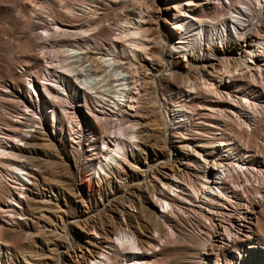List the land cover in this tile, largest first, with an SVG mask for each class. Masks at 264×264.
<instances>
[{
	"label": "bare ground",
	"instance_id": "1",
	"mask_svg": "<svg viewBox=\"0 0 264 264\" xmlns=\"http://www.w3.org/2000/svg\"><path fill=\"white\" fill-rule=\"evenodd\" d=\"M57 1L63 3V12L72 17L93 12L91 7L83 6L77 13L69 0ZM237 2L238 5H234V0H227L230 15L219 19V23L208 26L198 16L203 4L210 3L208 0H150L149 5L140 4L135 7L138 12L136 18L128 17L119 24L122 38L126 41L132 38L127 49L122 51L125 58L118 60L114 55H104L100 52H97V56H91L86 50H70L71 58L62 63L55 72L58 75L70 76L74 87L72 90L66 87L69 80L65 77L58 83H49L61 95L59 99L63 104L62 110L70 119V124L76 122L75 115L78 114L75 113H88L87 94L98 103L107 102L110 112L120 125L116 128L117 135L110 148L106 149L107 156L103 155V160L108 157L107 162L97 163L90 177L103 181L110 178L112 172L130 175L128 180L122 182L117 194L105 199V203H110L125 197L130 203H121L118 211L116 210L119 219L109 223L107 231L110 236L105 235L114 252L108 249L91 250L90 244L93 243L87 240L83 246L74 244L70 236V223L74 221H65L63 215L59 214L58 219L64 220L61 225L62 235L67 239V243L65 246L63 243L59 244L55 249L49 248L50 252L41 257L42 261H46L40 264H124L118 260L120 254L124 257L125 264H153L155 262L147 255V251L159 246L154 242L163 245L166 243V237L162 238L163 235H168L166 217L178 207L177 204L174 208L175 202H172V199L189 200L192 206L196 205V213L207 220L215 232L222 235L224 241L235 238L229 226L230 214L238 201L235 192H241L245 200L253 204L256 200L251 197L249 188H254L252 194L260 193L259 198L263 195L258 187L263 185L264 188V168L256 158L238 146L237 139L244 136L243 134L247 135L253 129L251 126L264 121V35L257 33L261 29L264 30V0H256V11H251L242 1ZM153 14L156 19L163 18V24L167 26L164 30L162 25L158 27L159 24L157 29L150 27L148 18ZM53 25L55 30L63 35L74 38V33L69 29L56 23ZM139 31L145 32L141 42L136 40ZM44 32L45 37H48V29ZM154 34L158 39L155 46L151 41ZM90 57L92 60H89ZM48 62V67H52L51 61ZM96 62L103 65L98 66ZM194 63L201 64L204 71L207 70V80L195 83L188 81L184 89L185 95L178 91L181 98L174 101L171 110L167 111L158 95L157 80L161 75L172 77L174 67L183 72L192 70L190 65L193 66ZM115 66L121 69L117 70ZM141 66L147 69L146 73L139 70ZM112 80H115V83L112 84ZM28 84L34 91L37 90L31 81ZM149 90L154 92L153 113L144 108ZM107 98L109 101H106ZM16 99L21 100L22 96L17 95ZM200 107L208 110L205 120L195 115L196 109ZM108 122H101L107 131ZM126 122L129 124L122 126ZM26 131L34 132L35 128ZM28 137L33 138L27 141ZM36 139V136L24 132H0V156L11 155L10 157L20 158L25 156L23 152L32 154L37 151L39 145ZM18 141L23 143H17ZM156 148L161 156L157 153L153 163L146 162L144 153ZM26 157L28 158L21 160L20 164L14 165V174H22L23 178L20 177L21 183L16 187V192L9 191V199L0 204V210L5 213L13 211V214L23 216L22 201L30 204L36 200L31 190L35 182L27 177H35L33 171L40 170L43 157ZM191 158H200L202 161L201 175L196 182L184 179L187 172L184 169ZM7 160L9 167L13 165L14 159ZM64 171H67V168ZM160 183L159 187L162 189L158 187ZM90 190L83 186L81 189L83 193H89ZM143 220L154 223L153 231L150 230L147 240L142 238V233H145L141 225ZM167 231L173 232L171 227L170 230L167 227ZM37 261L32 263L38 264Z\"/></svg>",
	"mask_w": 264,
	"mask_h": 264
},
{
	"label": "rangeland",
	"instance_id": "2",
	"mask_svg": "<svg viewBox=\"0 0 264 264\" xmlns=\"http://www.w3.org/2000/svg\"><path fill=\"white\" fill-rule=\"evenodd\" d=\"M135 1L69 0L70 5L75 8L77 13L83 6L91 7L93 10V12H89L90 15L72 17L63 12V3L57 0H0V94L2 93L0 95V132H24L27 135L36 136L40 140L36 139L39 145L37 151L32 154L23 152L25 156L20 158L10 157L11 155L0 156V204L9 199L8 193L16 192L21 183L20 177L23 178L22 174L19 176L14 174L16 171L14 165L27 159L26 155L33 158L43 157L40 170L33 171L35 177H27L30 181L35 182L33 186H29H31L32 194H35L36 200L30 204L22 201L24 215L18 216L13 214V211L5 213L0 210V215L2 212L4 214L0 216V264H20L21 262L22 264H33L37 260L38 264L45 262L46 260L42 261L41 257L50 252L49 248L55 249L62 243L64 246L66 245L67 239L62 235L61 225L62 221L70 219L74 221L70 223V236L74 244L78 243L83 246L87 240L93 243L90 244L91 250H114L112 246L108 245L109 241L106 238V236H110L107 231L108 226L111 221L119 219L117 211L121 203L129 205L130 201L122 197L119 201L105 203V199L117 194L122 182L128 180L130 175L112 172L109 175L110 178L103 181L97 177L92 178L90 175L93 168L97 167V163L103 161L102 164H105L107 162L108 157L103 159L104 156H107L105 155L108 151L106 149L110 148L111 142L117 135L116 128L119 121L110 112L107 102H104L105 104L98 103L87 94L88 113L87 111L84 114L75 113L78 114V116L75 115L76 122L70 124L68 121L70 119L62 110L63 104L59 99L61 95L49 81L58 83L63 77L68 78L66 87L72 90L74 87L72 78L58 75L55 72V70H59L62 63L71 58V49L86 50L91 56H97V52H100L104 55H114L118 60L125 58V53L122 51L127 49L132 38L129 39L130 36H128V41L122 38L119 24L128 17L136 18L138 12L135 11V7L137 5L144 6L150 3V0ZM158 1L164 2V0ZM208 1L210 3L203 4V8L198 13L199 18L204 20L205 22H203L208 26L212 23H219L222 18L230 15L227 0ZM237 1H242L247 7L249 6L251 11L257 9L256 0H234V5H238ZM145 14L149 15L147 11ZM155 16L153 14L148 18L150 27L157 29L159 24L158 27L162 25V30H164L167 26L163 24V18L159 20ZM262 17L264 18V10ZM54 23L69 29L74 33V38L55 30ZM46 29L49 32L48 37H45ZM144 33V31H139L136 40L141 42ZM257 33L263 36L264 30L261 29ZM151 41L153 45H157L158 39L155 34L154 37H151ZM87 44L88 46H86ZM89 60L92 58L90 57ZM48 61H51L52 67H48ZM95 64L103 65L99 62ZM115 69L120 70L121 68L115 66ZM140 69L144 73L147 72L144 66H141ZM190 69L192 70L183 72L174 67L172 77L161 75L157 80L158 95L160 101L163 102V108L167 111L171 110L174 101H179L181 98L178 91L185 95L184 89H186L188 81L195 83L207 80L208 76L205 73L207 70L204 71L201 64L194 63L193 66L191 64ZM101 71H103V67ZM29 81L35 86L36 91L28 84ZM111 83H115V80H112ZM153 94V90L147 92V102L145 100L146 104H144V108L150 110L151 113L154 112L153 105L155 103ZM17 95H21L22 99H16ZM107 99L106 101H109ZM207 111L200 107L196 109L195 115L201 116L205 120ZM98 120L100 121L98 122ZM102 120L109 121L108 131L101 124ZM156 121L158 122V118ZM127 124L129 122L122 126ZM32 127L35 128L34 132L26 131ZM251 127L253 129L250 130V134H243L244 136L237 138L238 146L256 158L260 166L264 168V121ZM32 138L28 137L26 140L29 141ZM9 140L11 141V139ZM152 142L150 139V143ZM17 143L22 144L23 142L18 141ZM155 151L157 152L155 153ZM156 154L161 156L157 148L144 153L145 157L143 158L146 162L153 163L157 158ZM9 158L14 159V163L10 167L7 160ZM191 159L188 160L184 169L185 172L187 171L184 179L196 182L199 181L201 175L202 161L200 158ZM22 165L24 166V164ZM65 168L67 171H64ZM168 179L171 181V177ZM159 185L161 183L158 184V187ZM82 186L86 190L91 189L89 193H83ZM261 186L258 187L263 195L261 198H259L260 193L252 194L254 188H249L251 197L256 200L253 204L247 202L241 192H235L238 201L234 211L230 214L231 221L229 222L235 238L227 241H224L221 238L222 235L215 232L207 220L196 213L195 204L192 206L193 204L191 205L189 200L188 202L172 199V202H175L174 208L177 204L178 207H176L177 209L173 208V212L166 217L167 224L165 226L168 235L162 237H166V243L163 245L154 242L159 246L149 249L147 255L153 259L155 262L153 264H264V188L263 185ZM159 188L162 189L161 186ZM59 214L63 215L64 220L58 219ZM141 225L145 231L144 234L142 233V238L147 240L150 230L153 231L154 223L143 220ZM14 226L15 228H13ZM167 227L169 230L171 227L173 232L167 231ZM23 259L25 260L23 261ZM118 260L125 264L121 254L118 256Z\"/></svg>",
	"mask_w": 264,
	"mask_h": 264
}]
</instances>
